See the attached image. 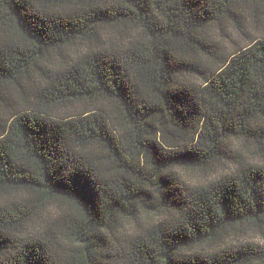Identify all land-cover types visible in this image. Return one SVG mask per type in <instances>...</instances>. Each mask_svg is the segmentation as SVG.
<instances>
[{"label": "trees", "instance_id": "obj_1", "mask_svg": "<svg viewBox=\"0 0 264 264\" xmlns=\"http://www.w3.org/2000/svg\"><path fill=\"white\" fill-rule=\"evenodd\" d=\"M262 225L264 0H0V264H264Z\"/></svg>", "mask_w": 264, "mask_h": 264}, {"label": "rangeland", "instance_id": "obj_2", "mask_svg": "<svg viewBox=\"0 0 264 264\" xmlns=\"http://www.w3.org/2000/svg\"><path fill=\"white\" fill-rule=\"evenodd\" d=\"M251 32H253V30H251ZM229 35L232 37H239V35L236 34V32H233L231 30L228 31ZM257 35H260V33H256ZM230 43L228 42V40H226L224 42V47L225 49H229ZM232 147H233V153L234 154H240L242 156H246V158L248 160H256L259 161L260 158L257 154H255L253 147H251L250 152L245 151L242 148H239V145L235 142L232 143ZM227 167L231 168L232 165H227ZM182 179L185 180L187 183L190 184H197L199 182H203L211 177H205L202 175H197V174H183L181 175ZM230 242H252V243H257V244H262L264 245V225H262V227L260 228H255V227H245L240 234L229 238Z\"/></svg>", "mask_w": 264, "mask_h": 264}]
</instances>
